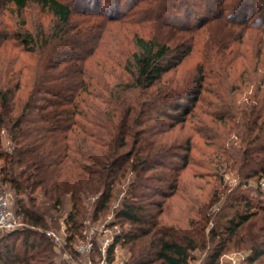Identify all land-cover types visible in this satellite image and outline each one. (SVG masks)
Returning <instances> with one entry per match:
<instances>
[{
	"label": "trees",
	"instance_id": "16d2710c",
	"mask_svg": "<svg viewBox=\"0 0 264 264\" xmlns=\"http://www.w3.org/2000/svg\"><path fill=\"white\" fill-rule=\"evenodd\" d=\"M0 1L52 16L47 30L21 26L6 39L24 55L0 44V180L28 226L6 234L24 235V256L5 245L0 264H61L46 231L64 198L71 242L88 216L84 198L96 197V220L122 182L111 254L129 246L125 264H189L197 249L219 264L234 241L248 264H264V0ZM110 23L135 26L124 49L110 50ZM196 168L212 178L202 200L183 187ZM229 175L239 183L210 214ZM252 180L258 200L239 191ZM177 196L193 229L166 219Z\"/></svg>",
	"mask_w": 264,
	"mask_h": 264
},
{
	"label": "rangeland",
	"instance_id": "374dc122",
	"mask_svg": "<svg viewBox=\"0 0 264 264\" xmlns=\"http://www.w3.org/2000/svg\"><path fill=\"white\" fill-rule=\"evenodd\" d=\"M107 1L108 0L104 1V6L106 5ZM51 18L52 16L50 15V13H48L47 10L42 9L36 3H32L22 13H18L14 8L10 7L9 5L4 6L2 4V1H0V44L3 42L7 43L8 45L11 44L6 41L9 37L12 36L15 31L20 29L21 26H24L23 28H28L31 31L36 32L39 29L38 26L43 24L44 28L47 30ZM75 18L80 19L81 16H76ZM192 19H196V16L192 17ZM93 23L97 24V21ZM107 26L108 29L113 26L111 35H107V33L106 35L104 34V36H107L106 41L108 45L111 46L110 50H112L115 44L116 46H118V48L124 49L132 38V34L134 33V31H136V29L134 28L135 26L132 25L110 23ZM138 31L143 35H150L149 30L145 28L139 29ZM9 46L11 48L7 51L9 54H11V57L20 56L22 54L24 55V53H22L20 50L15 49L12 44ZM103 50L104 49L100 50V52H102ZM198 60L199 56L195 53L194 55L189 57L186 60L185 64H183L179 68V72L185 73V70L188 67L191 68L195 66ZM30 61L31 63H33V60H26V62ZM200 146L205 149L203 145L200 144ZM194 155L198 159L199 157H201L197 152H194ZM200 161L202 160L200 159ZM202 170L203 169L201 168L194 169L193 172H189L187 174L183 181V187L187 188L189 196H195L196 198H198V200H202L207 197V194L210 189L208 182L212 181L210 180L212 178L200 175ZM196 173L198 175H195ZM226 183L228 184L229 189L225 191V193L223 192L224 194H220L221 196L219 197V199L209 209L210 214L215 215L218 212L221 205H223L225 202L226 195L230 192V190L234 189L238 185L239 180H237L235 176L229 175V177L226 178ZM126 185L127 182H122L117 185L115 189L114 199L111 202L110 209L104 213H100L96 220H94L91 217L92 215L90 214L92 210L91 204L95 201L96 197L88 196L84 198L85 203L88 205V216L82 221L83 226H81L79 233L74 236V240L71 242L68 241V236L72 232H70V230L68 229V225L65 223V219L71 209V203L68 197L64 198V202L58 212V215H60V218L58 219V224L51 225V228L46 231V235L53 242L54 257H52V259H54V261L61 264H87L89 260H91L92 262H96L98 260L99 254L97 251H93L91 254H78L75 252V247L79 239L83 241L91 240L96 246H100L102 244V241L107 237V235H109L110 238L114 237L113 234L106 232L107 229H111L114 224H118L119 229L123 228L118 222L116 213L122 205V199L125 194ZM258 186V182L256 180H252L250 181L249 185L242 186L239 191H247L251 197L256 198L258 196ZM262 188L264 189V186H262ZM221 189H223V187ZM0 191L11 192L13 196V205L15 206L14 191L12 190L11 186L9 184H3L0 180ZM167 203L168 204L165 216L169 224H174V226H176L178 229H193L192 226L189 227V216L191 217L192 215H194V213H188L186 197L180 198L179 196H177L168 200ZM211 226L212 222L209 224V227ZM25 228H28L27 224H25L22 219H19L18 229L22 230ZM52 232L55 234L54 236L52 234L49 235V233ZM7 233L9 232L0 231V250L4 249L5 245H9L10 247L15 246V253H17L18 256L23 257L25 253V248L23 245L24 235H18L17 237L16 234L14 237L9 238L6 235ZM54 242L57 243L58 247H55ZM233 243H235V241L227 247V249L219 260V264H248L247 258L250 255V251L236 247ZM64 255L69 256V259L64 258ZM131 255L132 253L130 251L129 246H126L124 244H117L115 255H112L111 264H125L131 258ZM207 256V250L197 249L191 253L192 258L190 259L189 264H209Z\"/></svg>",
	"mask_w": 264,
	"mask_h": 264
},
{
	"label": "built area",
	"instance_id": "2783aa9c",
	"mask_svg": "<svg viewBox=\"0 0 264 264\" xmlns=\"http://www.w3.org/2000/svg\"><path fill=\"white\" fill-rule=\"evenodd\" d=\"M264 186V182L260 183ZM19 218L13 207V196L9 191H0V231L1 232H12L18 229ZM118 224H114L111 229H107L106 232H109L114 235L110 238L109 235L102 241L100 246H96L93 241H83L78 240L75 247V252L78 254H91L93 251H97L99 258L96 262L89 260L87 264H111L112 255H115L116 246L114 247L113 253L111 254V247L114 244L116 236L120 233ZM55 235L53 232L49 235ZM55 247L57 243L54 242ZM58 247V246H57ZM64 258L69 259V256L64 255Z\"/></svg>",
	"mask_w": 264,
	"mask_h": 264
}]
</instances>
